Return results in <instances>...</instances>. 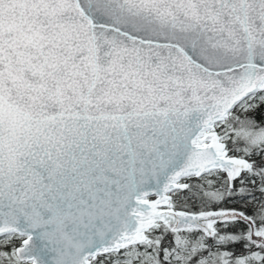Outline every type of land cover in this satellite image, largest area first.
<instances>
[{
    "label": "snow or ice",
    "instance_id": "1",
    "mask_svg": "<svg viewBox=\"0 0 264 264\" xmlns=\"http://www.w3.org/2000/svg\"><path fill=\"white\" fill-rule=\"evenodd\" d=\"M0 264H264V0H0Z\"/></svg>",
    "mask_w": 264,
    "mask_h": 264
}]
</instances>
